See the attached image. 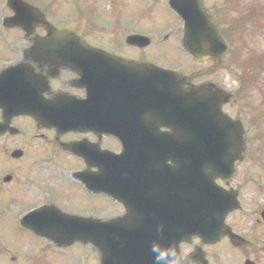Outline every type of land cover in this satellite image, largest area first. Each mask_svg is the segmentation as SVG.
<instances>
[{
  "label": "flooded vegetation",
  "instance_id": "1",
  "mask_svg": "<svg viewBox=\"0 0 264 264\" xmlns=\"http://www.w3.org/2000/svg\"><path fill=\"white\" fill-rule=\"evenodd\" d=\"M211 1L204 0L209 5ZM242 1L228 0L229 16L236 13L237 18L248 20L249 15L238 14L242 11ZM167 2L0 0V61L6 62L0 63V72L17 66L12 74L23 76L10 78L9 84L0 86V97L2 92L9 91L11 94L6 100L14 103L2 106L0 102V216L8 215L14 227L35 236L21 227L19 218L37 206L57 204L52 199H68V208L56 205L67 213L102 221L117 220L119 225H124V231L150 227V240L154 236V226L161 221L163 227L169 226V201L162 202L166 216L154 219V207L159 209V201L154 197H169L170 186L164 179L175 176L177 170L179 175L181 172L185 175V168L180 170V167L186 160L184 153L183 158L176 160L165 158L164 153L154 149V129L163 135L171 129L165 125L155 127L160 122L154 120L152 108L137 103L136 89L132 88L133 95L130 94L129 78L132 77V84L137 76L134 65L149 63L176 70L182 74L184 88L193 83L211 89H227L232 93L233 102L229 104L232 106L239 95L230 90L229 83L226 85L214 77L213 74H219L221 69L206 74H198L197 70L187 73L185 60L168 64L159 62L156 59L161 52L159 46H137L128 42L132 35L150 37V43L153 42L151 34L159 33L161 29L140 26L139 17L133 14L140 13L142 20L153 19L158 17V10L161 13L169 10ZM215 2L218 0H213ZM221 11H216L217 19L224 17ZM15 13L28 23L24 28L4 27V19ZM123 13L127 15L122 17ZM104 14L109 20L103 19L105 26L96 27L95 19ZM118 14L122 21H116L112 28V18ZM52 27L65 31L63 35L69 40L52 39L49 30ZM72 39L80 47H73L75 41ZM86 53H93L85 57L87 67L99 69L91 76L83 69L65 63L70 54ZM107 59L116 62L113 65L117 68L131 71L118 73L122 76L120 81L106 83V66L110 65ZM211 65L213 61L200 70ZM232 69L231 63L228 82L233 78ZM7 85H14V88H7ZM19 101L27 102L25 105L34 110V115L15 111ZM260 106L247 104L245 113H257ZM230 111L234 112V118L239 116L235 115L234 108L230 107ZM62 112L68 116L67 124L59 120L55 121L56 125H52L53 122L43 124L37 119L41 115L60 117ZM254 121L251 117L245 118L242 159L235 165V174L226 185L217 180L230 191L231 201L237 203L225 217V223L235 235L233 238L223 236L214 243L192 237L189 242L180 243L182 256L201 248L209 264H215V248L226 245L236 257L234 264H264V158L259 157L261 138L257 134L260 129ZM180 140L179 144L184 145V135ZM81 148L85 149V158L74 152ZM155 152L163 159L154 158ZM112 153L129 157L115 158ZM107 154L114 158H107ZM107 177L113 179L114 187L107 186ZM111 188L117 191H107ZM73 200L82 203L80 210H71Z\"/></svg>",
  "mask_w": 264,
  "mask_h": 264
},
{
  "label": "rangeland",
  "instance_id": "2",
  "mask_svg": "<svg viewBox=\"0 0 264 264\" xmlns=\"http://www.w3.org/2000/svg\"><path fill=\"white\" fill-rule=\"evenodd\" d=\"M247 3H250V0H243V6ZM223 2L221 0H218V3H213V0L211 1V5L209 6V9L214 14V16L217 18L218 13L217 10L222 11H230V9H222L220 8V5L222 6ZM257 5L259 3L257 2ZM264 4L262 9H260V12H263ZM221 11V12H222ZM129 14V12L127 13ZM127 14H122V17H124ZM158 17L154 16L153 19L149 20H142L140 17V13L133 14L135 17H139L140 19V26H148L152 27L154 29L162 28L164 26H170V29H173L175 27L176 19L171 15L169 11H165L164 13H161L160 10H158ZM154 14V15H157ZM112 28L115 26L116 21H122V17L118 14L117 16H114ZM118 18V19H117ZM103 19L109 20V17L104 14V16L97 17L95 19V26L101 27L105 26V24L102 22ZM218 22V21H217ZM219 22L221 26H225L222 20L219 19ZM233 25V33L238 35L239 39L237 40L239 43L237 45H232L234 48V53L236 50L240 47V49L234 54L233 59L235 60L236 64L238 65V70H236L233 67L232 69V76L233 78L231 80L225 78L226 70L220 72L219 74H213L215 78L221 79L226 85L229 83L231 85L230 90L234 92V94L239 95V98L237 100V103L235 105H229V107L234 108L240 116L245 117H251L250 112L245 113V105L243 103V95H246L247 97H250L252 102L248 104L249 106H260V111L257 112V117L255 119V126L259 127L262 134H264V122L261 123L262 119H264V100L256 103L255 100L258 99L257 97L262 96L264 97V30H262L260 33H257L253 35L252 37L248 35V32L245 28L241 29L238 28L235 24L231 23ZM139 26V27H140ZM248 28V27H247ZM260 31V30H259ZM258 31V32H259ZM174 34L172 35V38L168 41H160L159 47H160V55L156 57V59L159 62L162 63H174L185 60L184 54L177 49V45H179L177 42L176 44L170 42L173 40ZM235 43V42H234ZM157 45V44H156ZM252 56H255L256 58H251ZM189 59V61H188ZM186 58V63L190 65L191 70L193 67L196 69L197 66L194 65L192 58ZM246 60V62H240V60ZM255 62L256 65L253 64ZM203 65L199 64V69L202 68ZM226 79V82L224 81ZM246 98V97H245ZM244 98V99H245ZM264 99V98H263ZM228 110V107H227ZM256 111V110H255ZM234 113V112H232ZM254 129V131H256ZM253 136L255 134H252ZM263 137V136H262ZM254 147V146H253ZM259 157L264 158V147L260 152ZM38 198V196H37ZM53 202H56L57 204L52 205H59L67 207L70 205V201L68 199H62V200H56L52 199ZM72 209L80 210L82 207V203L77 204L75 200L71 202ZM26 238L30 239V237L24 233L21 229L11 227L10 224H7L6 221L2 218H0V257H2V253L4 251L5 245H13L16 248L17 252L25 253L22 254L19 260V257H14L15 260H12L10 257L12 254L6 253V255L3 258H0V264H9L10 259L13 264H98V254L97 251L92 248L91 246H75L72 245L68 249L66 248H58V247H51L52 245H49L45 242H42L43 245L39 239H37V246L33 245V242L30 240H27ZM27 243H30L27 245ZM222 246L215 248V251H219ZM57 248V249H56ZM64 249V250H63ZM219 249V250H218ZM8 252V251H7ZM29 258L26 262L25 259ZM224 257L220 258L221 262L220 264H231L232 260L229 259L227 254L223 255ZM219 260V257H218ZM215 261L217 263V257H215ZM219 264V263H217Z\"/></svg>",
  "mask_w": 264,
  "mask_h": 264
},
{
  "label": "water",
  "instance_id": "3",
  "mask_svg": "<svg viewBox=\"0 0 264 264\" xmlns=\"http://www.w3.org/2000/svg\"><path fill=\"white\" fill-rule=\"evenodd\" d=\"M171 7L179 14L184 22V35L183 44L185 48L200 61H205L207 58L219 60L226 50L225 43L218 33L215 24L211 21L208 13L203 7L202 0H171ZM168 74L167 72H164ZM172 86V84H171ZM172 91V90H171ZM174 97H181L184 99L185 106H193L199 104V106H204L203 111H199V127L213 128L214 132L209 130V135H203L213 140L216 147L217 154L214 158L222 160L233 159V154L239 153V132L236 130V125L234 122L229 120L228 117L222 114L220 108L221 104L227 101V96L222 91L218 93L211 92L208 89H203L199 87L198 89H192L186 91L185 94H180L177 91H172ZM211 117V121L209 116ZM164 117L166 115L164 114ZM236 143V146L234 144ZM228 162V161H227ZM221 161L217 163L214 167L219 168L220 172H216L213 177L224 178V171L229 168V164ZM221 208V206H220ZM224 209H229L225 206ZM58 217L53 216L42 222L40 226L42 228H37V233L53 237L61 243H70L75 239H80L82 241H87L90 239L98 243V239L90 238L86 229L81 228L84 224L80 219H70L68 225H64ZM69 218V217H67ZM48 219V220H47ZM192 230H188L185 233H189ZM95 239V240H94ZM98 249L105 254L101 258L102 264H109L111 255L106 252L107 247L104 244H98ZM195 256L191 257V261ZM199 264H206L199 258Z\"/></svg>",
  "mask_w": 264,
  "mask_h": 264
}]
</instances>
